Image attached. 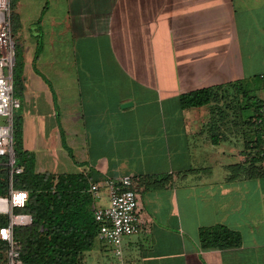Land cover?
<instances>
[{
    "label": "crops",
    "instance_id": "0c3cea01",
    "mask_svg": "<svg viewBox=\"0 0 264 264\" xmlns=\"http://www.w3.org/2000/svg\"><path fill=\"white\" fill-rule=\"evenodd\" d=\"M17 10L31 40L24 146L59 139V121L72 172L87 163L101 179L133 177L141 231L124 238L126 264H264V162L250 157L248 129L233 110L223 119L214 103L179 101L237 81L264 100V0H18ZM217 224L242 244L203 248L200 228Z\"/></svg>",
    "mask_w": 264,
    "mask_h": 264
},
{
    "label": "trees",
    "instance_id": "16d2710c",
    "mask_svg": "<svg viewBox=\"0 0 264 264\" xmlns=\"http://www.w3.org/2000/svg\"><path fill=\"white\" fill-rule=\"evenodd\" d=\"M17 3L18 0H10L12 30L22 26ZM40 48L41 42H38L37 53ZM18 53L15 43L14 95L22 101L24 61ZM222 100L224 105L220 107L217 103ZM179 101L182 108L214 103L212 114H220L223 119L230 116L229 110L237 112L240 127L248 129L245 143L250 157L254 164L264 162V100L245 90L243 82L195 89L182 93ZM247 111L249 114L243 119ZM13 129L17 164L23 170L11 180L7 157L0 156V197H9L11 188L31 192L29 205L13 210L15 214H27L32 218L29 223L13 226L20 259L25 264H82L85 252L92 249L97 240L99 227L94 216L96 199L90 185L102 175L95 170L58 173L36 170L33 153L23 145L22 115L13 116ZM61 135L64 138L62 131ZM211 137L215 144L221 141L219 136ZM9 222L10 215L0 213V228L8 226ZM199 240L206 249H226L242 244L241 234L223 224L201 227ZM10 248L11 244L0 238V264L7 263Z\"/></svg>",
    "mask_w": 264,
    "mask_h": 264
},
{
    "label": "built area",
    "instance_id": "2783aa9c",
    "mask_svg": "<svg viewBox=\"0 0 264 264\" xmlns=\"http://www.w3.org/2000/svg\"><path fill=\"white\" fill-rule=\"evenodd\" d=\"M10 12V0H0V156L7 157L12 180L13 175L21 173L23 168L17 164L14 148L13 116L14 112L21 108L22 101L14 95L15 42ZM106 190L107 205L98 203L94 207L95 220L99 225L97 240L108 248L107 254L114 260L111 264H126L124 238L137 235L141 231L133 177H103L91 182L90 191L97 201L105 198L103 193H106ZM30 195V191L11 188L9 197H0V200L5 199L8 205L7 209H0V213L10 215L8 226L0 228V238L11 244L6 264H25L19 257L13 237V226L29 223L32 218L27 214H15L13 210L15 207L28 206Z\"/></svg>",
    "mask_w": 264,
    "mask_h": 264
},
{
    "label": "rangeland",
    "instance_id": "374dc122",
    "mask_svg": "<svg viewBox=\"0 0 264 264\" xmlns=\"http://www.w3.org/2000/svg\"><path fill=\"white\" fill-rule=\"evenodd\" d=\"M23 30L17 29L12 31H13L14 42L17 44V47L19 48L18 56L24 61V69H25L27 65V56H28L27 47L30 46L31 40L30 38L29 40L24 38ZM27 31L29 32V34H31V36L33 35L32 27H29ZM64 46L67 47L68 44ZM49 62L51 65L53 66L55 65L54 59L49 60ZM204 108L206 112L210 110L209 106ZM14 115H22L23 119H25L24 108L17 109L14 112ZM56 129L60 131L59 139L56 140L54 138H51L48 140H44V139L39 140L36 143V145L31 147L30 149L28 148V150L33 153V156L35 158L36 170L58 171V172L75 171L78 168L77 165L74 164V154H73V148L70 138L66 136L63 126L59 121ZM61 131L64 133V138H62ZM24 137L25 136H23V145L24 144L26 145ZM82 165L80 166V168L83 167V169H87L88 171L94 170L87 163H83ZM136 195H137V199L139 200L137 191H136ZM5 208H8L7 201L5 199H1L0 209H5ZM107 250L108 248H106V246L103 243L96 240L92 249L85 252L82 264H111L112 262H114V260L113 258L108 257L106 255Z\"/></svg>",
    "mask_w": 264,
    "mask_h": 264
},
{
    "label": "water",
    "instance_id": "95a60500",
    "mask_svg": "<svg viewBox=\"0 0 264 264\" xmlns=\"http://www.w3.org/2000/svg\"><path fill=\"white\" fill-rule=\"evenodd\" d=\"M130 104V103H129ZM30 219H31V216H30Z\"/></svg>",
    "mask_w": 264,
    "mask_h": 264
},
{
    "label": "bare ground",
    "instance_id": "6f19581e",
    "mask_svg": "<svg viewBox=\"0 0 264 264\" xmlns=\"http://www.w3.org/2000/svg\"><path fill=\"white\" fill-rule=\"evenodd\" d=\"M5 210V209H4Z\"/></svg>",
    "mask_w": 264,
    "mask_h": 264
}]
</instances>
